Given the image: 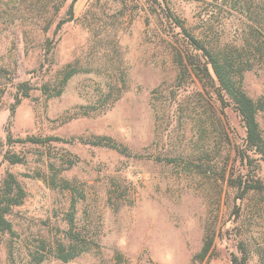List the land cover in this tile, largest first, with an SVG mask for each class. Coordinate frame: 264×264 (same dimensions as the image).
Here are the masks:
<instances>
[{"label":"rangeland","instance_id":"1","mask_svg":"<svg viewBox=\"0 0 264 264\" xmlns=\"http://www.w3.org/2000/svg\"><path fill=\"white\" fill-rule=\"evenodd\" d=\"M260 26L264 0H0V188L12 173L25 190L0 264H231L242 248L260 264L264 162L216 81L195 75L203 59L187 35L263 51ZM251 58L243 87L264 138V58ZM67 64L80 71L44 93ZM20 82L31 90L15 104ZM31 135L72 141L8 142ZM72 198L77 229L97 245L62 262L53 252Z\"/></svg>","mask_w":264,"mask_h":264},{"label":"trees","instance_id":"2","mask_svg":"<svg viewBox=\"0 0 264 264\" xmlns=\"http://www.w3.org/2000/svg\"><path fill=\"white\" fill-rule=\"evenodd\" d=\"M261 27V28H260ZM257 30L260 31V36L264 40V27L260 26ZM188 38L190 44L199 51L200 60L194 64L193 70L195 75L201 81L206 79H214L217 83L218 90L230 100L238 113L240 120L245 129V143L248 148L257 153L264 162V138L262 136L259 123L257 121V112L260 107L246 93L243 87L244 72L249 70L252 65V58H264V50L255 48V51L247 50L245 47L234 46L232 48L213 43L205 45L200 39L191 36ZM257 52V53H255ZM80 68L67 64L58 73L53 86L49 83L42 85V91L49 96L54 97L62 93L68 80L78 73ZM30 86L27 82H20L16 86L15 104H18L22 98H26L30 94ZM14 104V105H15ZM75 139V138H74ZM76 140L81 143L90 144L93 146L106 147L117 151L122 155H130L128 148L121 146L109 137L94 136V137H77ZM50 141H65L71 142L72 139H64L57 136H26L17 140L8 137V142H21L33 145H45ZM4 159L10 164L23 162V156L17 153L6 151ZM246 190H260V184H245ZM65 188L75 191V188L66 184ZM25 197L23 186L12 173H7L3 179L0 188V233H9L12 231V224L7 218L12 207L22 203ZM76 199L72 198L69 205V210L65 214V220L68 229L65 232L63 240H59L53 252L54 256L62 262H68L83 252L89 251L96 246L94 240L90 242L83 236L75 224ZM210 247V242L206 243L198 257L201 259L207 253ZM239 255H232L230 258L231 264H248V253L242 248ZM260 264H264V256L260 257Z\"/></svg>","mask_w":264,"mask_h":264}]
</instances>
